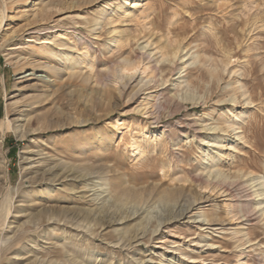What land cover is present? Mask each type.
<instances>
[{"label": "rangeland", "instance_id": "374dc122", "mask_svg": "<svg viewBox=\"0 0 264 264\" xmlns=\"http://www.w3.org/2000/svg\"><path fill=\"white\" fill-rule=\"evenodd\" d=\"M188 171L248 182L256 224ZM0 264H264V0H0Z\"/></svg>", "mask_w": 264, "mask_h": 264}, {"label": "bare ground", "instance_id": "6f19581e", "mask_svg": "<svg viewBox=\"0 0 264 264\" xmlns=\"http://www.w3.org/2000/svg\"><path fill=\"white\" fill-rule=\"evenodd\" d=\"M125 1H126V4H128L129 0H125ZM124 8H125V5H124ZM13 12H14V10H13ZM124 12L126 13V12H128V10L125 8ZM10 18H13V15H11ZM168 52H170V51L168 50ZM38 56L40 58H38L37 60L36 59L33 60L32 64L37 62L36 64L39 66V68L46 69V71L48 73V76H52V77H59L61 74H64V73H67V72H72V71H74L76 69L77 65H79V63H80L79 58L74 56L73 53H71V52H62V51H53L48 46L43 47L41 49V53H39ZM127 66L129 67V65H127ZM172 67L173 68L170 71L171 73H173L175 70L180 68V66L176 65L175 63H174V66H172ZM123 69H124V67H123ZM95 76L98 77L97 73H95ZM126 84L129 85L130 82L127 81ZM150 88L151 87L149 85V82H145V83H143L141 85V87L139 88V91L142 92V91L148 90ZM165 90L167 91V88L166 89H161V91H158L157 94L154 96V100L156 101V103L161 104V103L168 102V100L172 97L168 93V91L166 92ZM239 98H240V96L231 99V101L234 104H233V107L231 109H229V111H228L227 124L223 125V126H219V127H214V128L210 127L208 129H214V130H218L219 129V132L220 131L223 132V135H227V134L231 135L230 128L235 126L234 125V123H235L234 118L238 117V115H239L238 113H236V110H235L238 102L240 101ZM231 118H233V121H229V120H231ZM185 127L186 128H191V129H193L195 131L194 136L197 137L202 142V143H200L201 145L206 143L208 137H201V133L203 132V130L198 128L197 124H193L192 125V124L188 123V124L185 125ZM226 141H229V136L228 137L223 136L222 139H219V140H217V142L213 143L215 145H210V146H212L213 148H215V147L216 148H223V147L227 146V144H225ZM207 143H209V142H207ZM209 152H210V150H209ZM209 152H208V154H209ZM187 153H190V150L185 152V154H187ZM185 154H183V155L177 154L176 156H177L178 159H180L181 156L184 157ZM220 156L223 158L225 155L222 154ZM202 164H206L205 161H203ZM188 173H189L188 177H184L183 176L181 178H178V182H188V181L189 182H197L201 186H207V187L208 186H213L215 188L216 187H220L221 189H224V191H227V192H229L231 194L235 193L238 196V198L240 199L241 204H242L239 214H240V218H243L242 220L245 222L244 225H254V224H256L255 220L257 219V217H256L257 216L256 215L257 212L256 213H251L250 212L251 203H252V200H254V197H252L251 194L249 193L251 191V188H250V185L248 184V182L243 181L242 179L229 178L225 174H224V177L223 176L222 177H218V176L211 177V176H209V177L206 178L205 175H204V172L188 171ZM78 174L80 175L82 173L79 171ZM255 186H257V185H254V187ZM183 187L184 186H182L180 184L179 185L177 184L175 189L173 191L171 190V192L168 193V195H167L168 198L169 197L170 198H174V195H176L178 193H181L183 191ZM47 190H48V183L45 184V187L42 188V191H38L37 190L36 193L40 192V193H42L44 195ZM121 192H123V191H121ZM142 193L145 194L146 192H142ZM253 193L255 195L257 194V196L261 195V193H258L256 190ZM138 195H143V194H141L138 191V189H136V187H134V188L127 187L125 189V191H124V194L122 193V195L118 198V201L120 200L122 202L121 199H123V196H125L126 198H131V199L134 198L136 200L135 196H138ZM167 196H164V197H167ZM248 196H250V198ZM245 197H248V198H245ZM123 203H122V205H123ZM257 203L260 204L262 202L258 201ZM252 206H254V205H252ZM256 207H255V209L253 211L256 210ZM55 211H57V209H55V208H52V211L43 210V208H42L36 214L34 213L31 216V218H33V220L37 219L39 221V224L43 225L47 221L48 213H50L52 215V214H54ZM60 213H61L62 216H64L65 212L61 211ZM5 214H7V213H5ZM168 224H170V223H167L166 226H168Z\"/></svg>", "mask_w": 264, "mask_h": 264}]
</instances>
